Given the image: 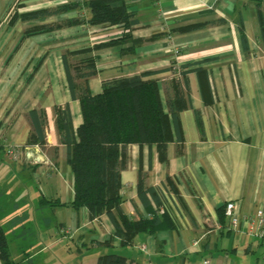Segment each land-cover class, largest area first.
I'll list each match as a JSON object with an SVG mask.
<instances>
[{"label":"crops","instance_id":"0c3cea01","mask_svg":"<svg viewBox=\"0 0 264 264\" xmlns=\"http://www.w3.org/2000/svg\"><path fill=\"white\" fill-rule=\"evenodd\" d=\"M71 1L0 0V225L12 259L19 264H58V258L72 255L78 264H97L100 255L114 253L130 264H264V239L248 233L250 216L257 209L264 211V50L257 37L255 2L125 0L127 10L138 19L130 30L132 38L142 40L135 53H120L131 42L92 51L98 57L96 74L88 79L92 94L106 79L185 64L193 68L187 73L190 107L179 113L184 138L179 153L175 140L168 145L166 163L159 160L155 145L128 146L120 209L135 234L131 243L123 244L107 215L89 220L85 208L56 203L71 200L72 174L55 107L69 104L74 130L82 121L79 101L67 88L62 54L123 32L116 25L78 24L23 37L33 24L87 15L83 8L30 21L19 17ZM206 9L213 13L199 16ZM217 18L225 22L172 32ZM31 51L33 59L26 62ZM171 75L169 69L149 76L158 78L163 102L164 82ZM32 109L42 121L45 140L39 145L50 162L47 166L23 159L11 162L6 156L10 145L21 149L27 145L31 131L27 113ZM34 144L38 143L30 145ZM140 172L155 189V196L146 193V203L137 192ZM229 201L238 215L236 229H230L226 215L225 226L218 218L217 209ZM151 211L165 213L168 221L149 234L137 224L151 219ZM62 230H71V236Z\"/></svg>","mask_w":264,"mask_h":264},{"label":"trees","instance_id":"16d2710c","mask_svg":"<svg viewBox=\"0 0 264 264\" xmlns=\"http://www.w3.org/2000/svg\"><path fill=\"white\" fill-rule=\"evenodd\" d=\"M257 19V37L264 50V0H253ZM86 8L87 15L73 16L49 24H33L24 30V36L47 32L60 27L88 24L116 25L123 28L121 36L90 47L67 50L62 54L67 88L72 99L80 105L82 121L74 130L69 104L55 107V123L62 143L66 145L67 162L71 169L72 198L60 203L72 209L81 207L87 210L89 220L100 215H107L114 226V235L119 236L123 244L131 243L135 230L127 216L121 211L120 196L121 171L127 167L128 146L155 145L158 158L166 163L169 143L177 142L179 153L183 143V134L179 122V113L190 107L189 84L187 73L190 65L165 68L158 71H144L133 75H123L102 81L101 90L92 94L88 79L96 74L98 57L92 51L131 42L121 48V54L135 53L136 46L142 41L133 39L131 27L138 22L134 13L127 10L125 0H72L54 8H40L19 14L23 21L36 20L43 17L64 13L70 10ZM213 9H206L199 16H207ZM224 18L207 20L200 23L173 28L172 32H184L205 27L211 24H222ZM241 42L246 48L247 39L242 24L238 26ZM165 33H163L164 35ZM162 35L153 34L149 39ZM193 65V64H192ZM171 69V77L164 82L165 102L162 101L158 78L149 77L161 71ZM173 69V70H172ZM31 131L26 144H41L45 140L43 125L37 110L27 113ZM198 128L202 129L199 114ZM170 188L177 193L172 181L167 177ZM137 192L146 203V193L155 196V189L148 186L141 172L138 174ZM45 202L49 200L44 199ZM157 201V199H156ZM157 204L160 203L157 201ZM218 218L225 226L224 206L217 209ZM151 219H142L139 230L153 233L163 229L168 216L165 213L156 215L151 211ZM221 224V225H222ZM222 225V227H224ZM61 233L66 236L65 231ZM0 261L2 264H19L11 257L8 239L0 225ZM97 264H130L125 257L106 253L97 258Z\"/></svg>","mask_w":264,"mask_h":264},{"label":"built area","instance_id":"2783aa9c","mask_svg":"<svg viewBox=\"0 0 264 264\" xmlns=\"http://www.w3.org/2000/svg\"><path fill=\"white\" fill-rule=\"evenodd\" d=\"M81 2L83 0H74ZM78 16L82 17L83 14H79ZM81 31H85V27H80ZM7 159L11 162H16L20 160H24L31 165H38L41 162H44L42 158H45L44 151L40 150L39 144L34 145H26L25 147L18 148L15 145H10L6 149ZM224 213L228 218L230 229H236L238 225V215L236 213L235 204L233 201H229L224 206ZM71 230H65V234L71 236ZM248 233L250 235L259 237L264 239V211L262 209H257L249 218L248 223ZM144 246L143 244H141ZM206 263V261H205Z\"/></svg>","mask_w":264,"mask_h":264},{"label":"rangeland","instance_id":"374dc122","mask_svg":"<svg viewBox=\"0 0 264 264\" xmlns=\"http://www.w3.org/2000/svg\"><path fill=\"white\" fill-rule=\"evenodd\" d=\"M110 26V25H109ZM23 37H27V36H23ZM21 43V42H20ZM18 48V47H17ZM21 54H22V52H20ZM27 53V52H26ZM25 53V54H26ZM33 54H34V51H31L30 53H27V55L24 57L25 58V61L26 62H30V61H32L31 59H33ZM21 56V55H20ZM23 58V59H24ZM18 59H20L19 57H18ZM38 59H36L35 61H34V63H36V61H37ZM31 63V62H30ZM34 65V64H33ZM46 159L44 160V158H42V160L44 161V162H41V163H44L46 166L47 165H50V162H49V160H48V158L47 157H45ZM65 242V241H64ZM72 255H70L69 257H67V258H64V257H62V258H58L57 259V263L58 264H76L77 263V260H76V257H71ZM78 264V263H77Z\"/></svg>","mask_w":264,"mask_h":264}]
</instances>
